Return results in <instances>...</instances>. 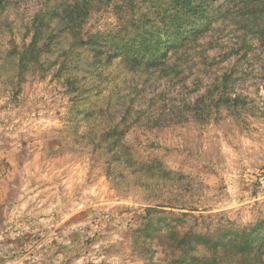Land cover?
Listing matches in <instances>:
<instances>
[{"label": "rangeland", "instance_id": "obj_1", "mask_svg": "<svg viewBox=\"0 0 264 264\" xmlns=\"http://www.w3.org/2000/svg\"><path fill=\"white\" fill-rule=\"evenodd\" d=\"M89 1L90 33L149 27L147 4ZM216 1L199 10V40L153 67L130 70L109 47L99 83L75 72L95 53L60 31L22 58L52 28L38 18L47 0H0V264H179L162 229L181 217L198 233L213 220L212 239L264 237V5ZM166 37L158 52L178 38ZM112 122L129 157L99 138ZM147 162L172 178L134 170Z\"/></svg>", "mask_w": 264, "mask_h": 264}, {"label": "trees", "instance_id": "obj_2", "mask_svg": "<svg viewBox=\"0 0 264 264\" xmlns=\"http://www.w3.org/2000/svg\"><path fill=\"white\" fill-rule=\"evenodd\" d=\"M130 1V9H137L139 14H145L143 12L144 5L147 4L149 6V10L152 11L147 16L149 27L140 28V26H137L135 33L118 30L113 34L102 36L98 32L90 33L89 28H86L88 20L84 15L87 13V7L90 4L89 0H47L38 13V18L41 26L44 27V23H46L47 25H51L52 28L48 32L41 30L39 44L35 46V41L30 42L28 47L25 48L22 58L26 56V53H29L34 54L35 57L40 59V51H43V48L47 47L45 45H47L51 34L60 31L70 37L69 40L66 39L70 44V50L85 52L92 50L95 53L91 60H88L86 55L81 61V66H75V72L78 74L85 73L87 70H93L97 81L100 83V80L108 75V67L102 61V55L108 51L109 47L114 46L118 48L120 46V48H125V54H122L121 49L118 51L121 52L120 59L130 70L137 68L138 65L153 67L158 62L175 56L187 46L194 45L199 40V28L196 22L199 10L206 7L209 3L212 5V2H218L216 0ZM224 1L226 3L229 2V5L233 2V0ZM259 3L264 5V0H235V8H237L236 11L241 12L242 9H249V5H252L255 10L259 6ZM161 31L167 36L166 42L171 36L178 37L173 42H168L164 46L162 53L158 52L159 48L157 47ZM138 38L140 39L139 42L136 41ZM58 39L59 42L56 45L62 46L64 36L61 37L58 34ZM115 55L118 54L115 53ZM178 57L186 59L182 55ZM77 74L72 75L71 79L75 78ZM121 128L123 129H120L119 123L114 122L105 125L101 130L99 138L102 141L115 139L111 143L114 155L125 156L123 149H129L127 142L120 145L117 144L119 141H124L129 130L123 126ZM130 155L131 153L127 154L128 157ZM122 160H125V158H122ZM127 166L131 168L130 164ZM134 170L140 174H144L146 179L148 177L158 178L160 175L172 178L171 171H166L164 167L161 168L154 163L147 162L140 169ZM182 220V217L166 219L164 222L165 227L162 229L169 234L168 240L171 244L168 247L179 251V255L177 256L179 264H264V237L260 240V230H254L255 235L253 236V232L251 231H244L239 234L229 228L225 229L222 233H218V238L212 239L208 234L214 229L212 227L216 226L213 220L204 222L206 227L205 232L199 233L192 230V227L188 231H181ZM256 242H259V244ZM199 246L204 247V253L195 252ZM192 251L195 252L194 255Z\"/></svg>", "mask_w": 264, "mask_h": 264}]
</instances>
